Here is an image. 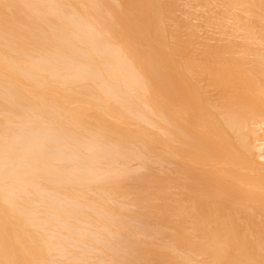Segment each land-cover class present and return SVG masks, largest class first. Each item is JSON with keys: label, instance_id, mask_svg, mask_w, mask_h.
Segmentation results:
<instances>
[{"label": "bare ground", "instance_id": "bare-ground-1", "mask_svg": "<svg viewBox=\"0 0 264 264\" xmlns=\"http://www.w3.org/2000/svg\"><path fill=\"white\" fill-rule=\"evenodd\" d=\"M0 264H264V0H0Z\"/></svg>", "mask_w": 264, "mask_h": 264}, {"label": "rangeland", "instance_id": "rangeland-1", "mask_svg": "<svg viewBox=\"0 0 264 264\" xmlns=\"http://www.w3.org/2000/svg\"><path fill=\"white\" fill-rule=\"evenodd\" d=\"M133 163H135V162H133ZM133 163H131V164H133ZM135 165V164H134ZM131 166V168L130 169H132L133 168V170L135 169L134 167L135 166ZM149 173L148 171H146L145 170V173ZM147 173L145 174V175H147ZM143 174H144V171H143ZM130 210H131V212L129 213V214H131L130 215V217L132 218H129V220H131L130 222H131V225L133 226V227H135V231H137L139 228H143V227H146L147 225H148V220L147 219H143L142 217H141V215H140V211H141V209L140 208H138V207H132V208H130ZM137 234V233H136ZM119 238H120V240H121V242H122V238L125 240V237L124 236H118ZM122 237V238H121ZM141 238L142 239H147L146 237H142V235H141ZM165 236L164 235H159L156 239H155V241L156 242H158V243H162L164 240H165ZM119 240V241H120ZM121 242H119L120 244H119V246H121V247H119L118 246V248L120 249V251H123V249H121L122 247H123V243L121 244Z\"/></svg>", "mask_w": 264, "mask_h": 264}]
</instances>
